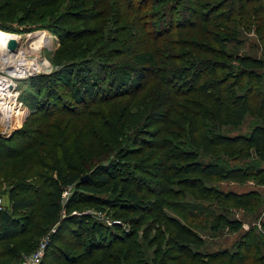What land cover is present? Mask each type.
I'll list each match as a JSON object with an SVG mask.
<instances>
[{
  "label": "rangeland",
  "instance_id": "rangeland-1",
  "mask_svg": "<svg viewBox=\"0 0 264 264\" xmlns=\"http://www.w3.org/2000/svg\"><path fill=\"white\" fill-rule=\"evenodd\" d=\"M128 1L141 2L144 9L140 14L147 28L140 30V28L132 27L133 25L127 27L121 23L124 21L119 20L116 23L104 24L103 31L92 36L88 32L96 23L86 24L85 20H79L82 16L100 13L101 5L95 9V6L90 5L91 3L83 5L85 0H0L2 15L0 34H17L22 37L21 40H17L15 49L17 51L14 53L6 51V54L10 52L16 54L18 51L26 53L24 61L18 59L21 62V70H15V61L8 58L0 59V76L7 78V81L13 84L10 89V104L3 105L5 109H0V138L3 141L12 139L9 148L15 152H13V159H5L9 154H6L5 150H0V213L7 211L21 222L25 217L31 218L21 235L11 241L0 243V264L25 263L40 243L46 246L39 264H62L60 262L65 256H78L84 251V245L93 236L91 231L89 232L90 224H93L94 231L96 227L102 228V231H97V234L101 232V237H106L108 232L111 235L117 234L119 231L115 230L116 224L129 233L131 236L128 242L132 245L137 242L139 245L130 263L132 260L135 262L138 258L141 260L145 258L146 264H156L159 258L152 257L153 252L158 251L160 256L166 249L174 255L173 264H184L183 256L185 255L182 251L172 246L166 248L164 245L163 241L168 239L169 231L174 226L159 220L162 214L174 217L193 228L204 239V247L196 250L203 254L220 249L232 250L242 232L249 229L248 221L252 225L255 223L259 226L260 219L257 218H264V206L257 211L261 213L258 214L259 216L244 217L246 214L242 216L241 212L252 210L241 209L234 205L224 209L213 200L203 199L197 192V183L185 182L197 176L191 173L190 169L189 172L178 176H173L170 171L162 170L163 154L166 153L167 148L161 149L160 128L163 130L170 128L168 122L173 121L174 118V113L170 110L173 103H166L156 110L160 118L166 119V123L152 124L150 112H152L154 98L167 89L163 84V86L157 83L146 85L133 97H122L108 103L99 101V97L97 99L86 97L83 104L77 105L67 86L52 77L55 72L63 68L78 67L86 59L97 62L98 59H94L91 50H110L108 55L113 58L110 57L111 59L105 63L109 66L117 62L130 61L131 56L142 49L163 50L166 48V42L170 45L172 43L178 45L171 50H202L196 47L199 45L214 50H225L231 57L245 55L264 58V0L257 2L252 0H115L110 2H113L120 14L122 11L120 4ZM171 6H176L174 14ZM210 6L212 7L208 9ZM190 7L194 12L185 13ZM231 9L235 10L232 16ZM173 15H177L178 19L173 17V24H171L168 20ZM203 15L208 16V23L196 27L200 29V33L194 29L193 32L197 35H189L184 40L186 34L182 30L179 31V36L182 37L179 39H173L170 35H165L162 40L154 39L156 34H164L176 23L182 24L185 20H196V16H199L201 20ZM102 21L103 18L100 24ZM105 29H108V32H105ZM39 31L43 39L45 38L46 44L32 46L26 43L25 34ZM148 34L150 35L147 36ZM214 35L224 39L223 49L210 40ZM8 49L10 50L9 47ZM230 65L234 69L237 67L234 60L230 61ZM256 72L261 76L260 82L264 83V67L257 69ZM52 79L54 83H51ZM75 80V75L72 74L71 84L75 83ZM97 86L104 88L106 83L101 80ZM180 88L179 86L178 89ZM180 101L181 98H177L174 102L177 105ZM40 114L43 115L40 116ZM256 122L257 118L251 113L238 126H218L214 129L211 125L207 129L230 136L246 135ZM177 128L174 126L171 129L175 133L171 146L185 148L182 143L186 140L185 133ZM24 134H28V137L22 136ZM30 142L31 144L36 142V145L26 149V144ZM159 143H161L160 146ZM239 149H242L241 146L219 148L214 155L199 152L198 161L208 163L219 157L222 160H230L233 165L237 162L256 160L251 149L244 148L241 153ZM57 152L60 153L61 162L64 165L67 162L66 156H73L72 161L77 164L89 166H94L91 163L102 166L111 160L115 161L119 174H125L124 171L128 169L134 171L132 177L128 174L129 177L126 178L133 181V185L136 179L140 180L141 188L143 190L148 188L150 198L144 197L142 202L132 205L129 199L119 200L116 194L99 188L101 191H98L95 196L103 201L101 205L89 202L69 205L68 199L74 188H66L61 197L62 215L57 223L51 225L43 219L40 211V208L46 204L47 192L52 190L43 184L41 195L37 197L33 209L25 212H11L9 200L10 194L14 192L13 187L15 192H18L22 187H26V184L35 183V177L40 180L39 184L46 183L44 178L55 180V173L47 168L53 166ZM117 154H119L118 157ZM169 164H171L170 161H167L164 167H168ZM261 169H263L262 179L253 176L243 182L203 179L200 183L207 188L228 191L235 195L255 192L264 196V162L261 163ZM90 171L92 170H88L87 173ZM36 173L42 174L43 178ZM167 178L168 182H166ZM165 190H170L172 193L164 196ZM107 202H116L117 207L108 206ZM159 203H162L160 210H158ZM66 209H70L68 215L65 212ZM181 212H195L197 219L187 220L185 213ZM206 212L221 213L226 216L228 214L231 218L240 219L243 224L242 229L232 233L226 227L220 226L216 232H212L209 226L213 217ZM67 216H74L76 223H69L60 228L62 224L60 221ZM81 217L89 219V223H83ZM149 227L153 229L148 230ZM69 228L72 234L69 233ZM143 231L147 238L145 242L158 236L156 244L151 247L142 245ZM261 233L264 234L263 229ZM107 238H103L102 244ZM55 240L57 244L53 245ZM79 241L82 245L75 244ZM157 244H161V248L154 251ZM49 245L51 250H47ZM124 245L119 247L123 251L126 248ZM49 251H52L50 256H48ZM183 251L186 254L188 250ZM101 254L102 252L94 253L88 259L89 263L93 264ZM51 259L54 262H51ZM143 262L145 263L144 260Z\"/></svg>",
  "mask_w": 264,
  "mask_h": 264
},
{
  "label": "trees",
  "instance_id": "trees-1",
  "mask_svg": "<svg viewBox=\"0 0 264 264\" xmlns=\"http://www.w3.org/2000/svg\"><path fill=\"white\" fill-rule=\"evenodd\" d=\"M110 1L115 0H85L83 5L91 3L90 5L95 6V9L100 5L102 6L100 13L96 14L95 12L92 16L90 15L91 18L85 15L79 20H85L86 24L92 23L93 25V23H96L88 34L97 35L103 31L104 24L116 23L119 20L124 21L121 23L127 27L133 25L132 27L140 28V30L147 28V25L142 22L140 14L144 9L141 6V2L128 1L125 4H120L122 11L120 10L119 14L118 8ZM252 1L257 2L259 0ZM171 7L174 14L176 6ZM211 7H208V9ZM188 12H194V10L190 7L185 13ZM234 13L235 10L231 9V16ZM176 16H171V20L169 19L168 21L173 24V17L178 19ZM184 17L187 18L186 16ZM102 18L103 21L100 24ZM195 19L191 21L185 20L182 24L176 23L171 30L165 31L164 34H156L154 39L162 40L165 35H170L173 39H179L182 38L179 36V31L182 30L186 34L183 38L184 40L189 35H197L196 32L200 33V29L196 27L207 24L209 18L203 15L201 20L199 16H196ZM0 20H2L1 13ZM194 29H197L195 33L193 32ZM105 32H108V29H105ZM210 40L222 49L225 47L224 39L218 35H214ZM177 46L175 43L170 45L166 42V48L163 50L142 49L135 52L131 56L130 61L117 62L109 64V66H106L105 63L113 58V56L108 55L110 50H91L94 59H98L97 62L86 59L78 67L63 68L55 72L52 77L62 81L67 86L74 103L77 105L83 104L86 97L95 99L99 97V101L102 100L108 103L122 97H133L142 91L146 85L163 84L167 89L161 91L154 98L152 112H150L152 124L166 123V119L160 118L156 110L166 103H173L170 110L174 113V118L173 121L168 122L170 128L165 130L160 128L162 133L160 142L162 145L159 143V146L161 145V149L167 148L166 153L163 154L162 170L164 172L170 171L173 176H178L189 172L190 169V172L197 176L185 182L189 184L197 183V192L203 199L213 200L218 203V206L224 207V209L231 207V205L245 210L249 208L252 211L241 212L240 214L242 216L246 214L244 217L247 215L249 217H257L261 214L257 211L264 206V196L255 192L235 195L228 191L224 192L207 188L201 185L200 182L203 179L243 182L250 176L262 179L263 169H261V163L264 162V83L260 82L261 76L256 71L264 67V58H253L245 55L231 57L227 55L225 50H214L199 45L196 47L202 50H171ZM231 60L237 63L235 69L230 65ZM72 74L75 75L76 80L75 83L71 84ZM101 80L106 83L104 88L97 86V83ZM51 83H54V79L51 80ZM179 86L182 89L184 88V90L178 89ZM177 98H181V101L176 105L174 101ZM251 113L257 118V122L246 135L230 136L211 132L207 129L211 125L214 129L218 126H238ZM174 126L185 133L186 140L182 142L185 148H174L171 146L172 138L175 135L171 129ZM22 136L28 137V134ZM11 140L3 141L0 138V150H5L6 154H9L5 159L14 158L12 156H14L15 152L12 148H9ZM31 143L26 144V149H31V147L36 145V142ZM37 146L40 145L37 144ZM234 146H241L242 149H239V153L244 148L251 149L256 160L245 163L237 162L233 165L230 160H222L219 157L208 163L198 161L199 152L214 155L219 148ZM72 158L73 156H66L67 162L64 165L61 162L60 153H56L53 166L47 168V170L55 173V180L44 178L46 183L42 182L39 184L40 180L35 177V183L26 184L27 186L22 187L18 192H15L13 187L14 192L10 194L9 200L11 212H25L33 209L36 205L37 197L41 195L43 184L52 188V190L47 192L46 204L40 208V211L43 219L51 225L57 223L62 215L61 197L66 188H74L68 199L69 205L86 202L101 205L103 201L95 196L98 191H101L99 188H102V191L109 190L112 194H116L119 200L123 198L129 199L132 205L142 202L144 197L150 198L151 194H148V188L143 190L140 180L136 179L133 185V181L126 178L129 177L128 174H131V177L133 176V170L128 169L124 171L125 174H119L115 161L111 160L102 166L91 163L94 166H89L87 164H77L72 161ZM167 161H170L171 164L168 167H164ZM88 170L92 171L87 173ZM36 174L43 178L42 174ZM84 176L87 178L81 181ZM162 177H164L163 174ZM168 181L167 178L166 182ZM168 193L172 192L165 190L164 196L168 195ZM107 204L108 206L117 207L116 202H107ZM159 204L158 210L161 209L162 203ZM65 212L68 215L70 209H66ZM181 213H185L187 220L197 219L195 212ZM206 213L213 217V221H211L209 226L212 232H216L220 226L226 227L232 233L239 232L242 229L243 224L240 219L231 218L228 214L226 216L221 213L215 214V212ZM82 219L83 223H89V219L86 217ZM257 219H260L258 222L259 226L255 223L252 225L247 220L250 223L249 229L242 232L239 240L234 243L232 250L220 249L203 254L196 250L202 246L204 247V239L193 228L165 213L159 217V220L174 226L169 231L168 239L163 242L166 248L172 246L183 252V255H185L183 256L185 258L184 264H225V262L227 264H264V234L261 233L262 229L264 230V218ZM74 220V216L65 217L60 221L62 223L60 228L69 223H76V220ZM30 221L31 218L25 217L21 222L8 214L7 211L0 213V243L16 239L23 233V229L29 225ZM88 227L89 232L91 231L93 236L91 235L92 237L87 240L84 245V251L80 252L78 256H65L60 263L90 264L88 259L94 253L102 252L93 264H146L147 259L145 258L143 259L145 263L140 258L135 262L132 260L130 263L131 258H134L135 249L139 245L137 242H134L133 245L131 242L129 243L128 239L131 235L123 231L117 224L115 225V230L123 234L116 232L117 234L111 235L108 232L106 237H101V232L97 234V231H102V228L96 227L94 231L93 224ZM150 229H153V227L148 228V230ZM69 233L72 234L71 228H69ZM75 234L77 233L75 232ZM142 235V245L145 247L153 246L156 244L155 241L159 239L156 236L145 242L147 238L144 231ZM103 238H107L104 244H102ZM53 243V245L57 244L56 240ZM75 244L82 245L80 241ZM123 244L126 246L125 251L119 248ZM49 248L50 245L47 250H51ZM160 248L161 244H157L154 251L160 250ZM183 250L188 251L184 254ZM51 253L52 251H49L48 256ZM158 254V251L156 253L153 252L152 256L159 258L156 264L174 263L175 258L174 255L170 254V251L164 249L160 256ZM54 260L57 259L54 258ZM54 260L51 259V262H54Z\"/></svg>",
  "mask_w": 264,
  "mask_h": 264
},
{
  "label": "bare ground",
  "instance_id": "bare-ground-1",
  "mask_svg": "<svg viewBox=\"0 0 264 264\" xmlns=\"http://www.w3.org/2000/svg\"><path fill=\"white\" fill-rule=\"evenodd\" d=\"M43 32V31H42ZM46 35V34H45ZM47 36V35H46ZM22 37H20L17 34H8V33H1L0 34V59H11L12 61H15L16 69L15 70H21V62L18 61V59L25 60V54L23 51H18L16 54H13L17 46V40H21ZM24 39L26 43L31 44L32 46H38L40 44H46L44 42L45 38L43 39L42 34L39 32L29 33L24 35ZM10 48V50L8 49ZM7 48V49H6ZM5 49V50H3ZM6 51H11L13 53L6 54ZM22 61V62H23ZM24 72V71H23ZM16 75V74H15ZM13 87L12 82L7 81V78H4L3 76H0V109L3 108V105L7 106L10 104V89ZM13 105V104H12ZM11 105V106H12ZM6 107V106H5ZM1 112V110H0Z\"/></svg>",
  "mask_w": 264,
  "mask_h": 264
},
{
  "label": "built area",
  "instance_id": "built-area-1",
  "mask_svg": "<svg viewBox=\"0 0 264 264\" xmlns=\"http://www.w3.org/2000/svg\"><path fill=\"white\" fill-rule=\"evenodd\" d=\"M46 244L40 243L35 249L34 253L30 255L29 259L23 264H39L44 253Z\"/></svg>",
  "mask_w": 264,
  "mask_h": 264
},
{
  "label": "water",
  "instance_id": "water-1",
  "mask_svg": "<svg viewBox=\"0 0 264 264\" xmlns=\"http://www.w3.org/2000/svg\"><path fill=\"white\" fill-rule=\"evenodd\" d=\"M86 179V176H84L82 179H81V181H84Z\"/></svg>",
  "mask_w": 264,
  "mask_h": 264
}]
</instances>
